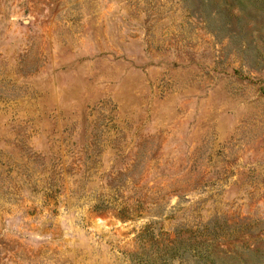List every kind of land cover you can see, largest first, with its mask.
<instances>
[{
  "label": "rangeland",
  "instance_id": "obj_1",
  "mask_svg": "<svg viewBox=\"0 0 264 264\" xmlns=\"http://www.w3.org/2000/svg\"><path fill=\"white\" fill-rule=\"evenodd\" d=\"M173 240L264 264V0H0V264Z\"/></svg>",
  "mask_w": 264,
  "mask_h": 264
},
{
  "label": "trees",
  "instance_id": "obj_2",
  "mask_svg": "<svg viewBox=\"0 0 264 264\" xmlns=\"http://www.w3.org/2000/svg\"><path fill=\"white\" fill-rule=\"evenodd\" d=\"M104 204L102 205H97L94 207V210L97 211V212H101V211H104L106 209H109V206L108 205H105L103 206ZM119 214L123 217H129L127 214H126V211H121L119 212ZM160 232V231H159ZM157 232H155V230H153L152 228H146L145 231L143 233H141V235L139 236V239L141 242H145V241H156L157 240V237H155ZM159 242V241H158ZM155 243V246H157V255L158 254H163L165 253L164 255H158V256H153V257H150L148 256V254H141L139 256H136V258H138L139 260L141 261H144L146 259V264H173L176 259H178L180 257V254H179V247L176 245L177 241L176 240H173L171 242V246H168L164 243H162L163 247L160 248V243ZM154 244V243H153ZM204 247V246H203ZM164 248L166 251H164ZM195 250V249H194ZM196 256L200 259V260H208L210 259L211 257H213V253L209 251L208 247L206 248H201V249H198L196 247Z\"/></svg>",
  "mask_w": 264,
  "mask_h": 264
}]
</instances>
